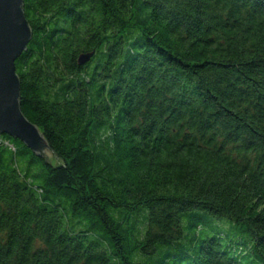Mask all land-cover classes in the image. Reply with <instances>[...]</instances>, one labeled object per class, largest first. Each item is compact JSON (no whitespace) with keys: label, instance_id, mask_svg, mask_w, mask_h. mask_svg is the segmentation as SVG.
<instances>
[{"label":"trees","instance_id":"trees-1","mask_svg":"<svg viewBox=\"0 0 264 264\" xmlns=\"http://www.w3.org/2000/svg\"><path fill=\"white\" fill-rule=\"evenodd\" d=\"M24 10L21 107L66 166L0 134V264H264V0Z\"/></svg>","mask_w":264,"mask_h":264},{"label":"water","instance_id":"water-1","mask_svg":"<svg viewBox=\"0 0 264 264\" xmlns=\"http://www.w3.org/2000/svg\"><path fill=\"white\" fill-rule=\"evenodd\" d=\"M32 37L24 0H0V134L20 139L51 165L66 166L51 149L40 127L29 120L21 107V78L16 60L27 49ZM92 54H81L79 63H86Z\"/></svg>","mask_w":264,"mask_h":264},{"label":"rangeland","instance_id":"rangeland-1","mask_svg":"<svg viewBox=\"0 0 264 264\" xmlns=\"http://www.w3.org/2000/svg\"><path fill=\"white\" fill-rule=\"evenodd\" d=\"M0 140L2 141L1 137H0ZM21 165H22V163H21ZM243 263L244 264H248V260L247 259H244V262Z\"/></svg>","mask_w":264,"mask_h":264}]
</instances>
